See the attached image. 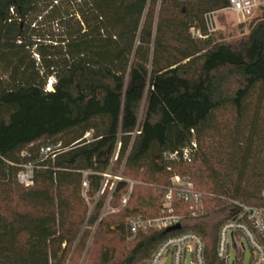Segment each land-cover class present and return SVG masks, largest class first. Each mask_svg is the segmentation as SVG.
Instances as JSON below:
<instances>
[{"label": "trees", "instance_id": "16d2710c", "mask_svg": "<svg viewBox=\"0 0 264 264\" xmlns=\"http://www.w3.org/2000/svg\"><path fill=\"white\" fill-rule=\"evenodd\" d=\"M230 6L0 0V264H140L185 231L224 264L231 200L264 207V16L216 42L206 15ZM106 174L123 179L110 190ZM175 175L202 193L198 215L175 195L181 231L132 233V217L161 215Z\"/></svg>", "mask_w": 264, "mask_h": 264}, {"label": "built area", "instance_id": "2783aa9c", "mask_svg": "<svg viewBox=\"0 0 264 264\" xmlns=\"http://www.w3.org/2000/svg\"><path fill=\"white\" fill-rule=\"evenodd\" d=\"M230 8L244 16L252 15L254 9L258 6L256 0H230ZM215 12L206 15L208 32L210 34L216 31L214 23ZM197 145L193 142L191 148L182 151V158L189 160L192 150ZM120 143L117 144L115 158ZM60 143L45 144L41 147L43 155H55L61 151ZM178 152L170 155L171 158H177ZM32 165H25L24 170L18 174L20 182L30 185L33 178ZM118 180L123 178L119 175ZM133 184V182H132ZM83 187H88L86 179L83 181ZM190 202L192 204V214L197 216L202 208V193L197 191L194 184L186 177L175 175L172 178V187L166 195V201L162 205L161 215L144 218L132 217L130 219V229L132 233L138 231L159 230L166 231L168 228L181 225V216L176 212L173 198ZM129 194L123 197L122 206L127 203ZM238 207L236 215L225 221L218 230L217 236V256L224 264H244L246 243L251 250V257L247 264H264V207L248 205L238 201H232ZM182 229L168 233L179 232ZM235 243V248L233 247ZM233 249L236 255L231 258L230 250ZM205 243L200 235L195 232L185 231L172 234L166 237L159 244L152 256L140 264H187V256H192L191 264H206Z\"/></svg>", "mask_w": 264, "mask_h": 264}, {"label": "rangeland", "instance_id": "374dc122", "mask_svg": "<svg viewBox=\"0 0 264 264\" xmlns=\"http://www.w3.org/2000/svg\"><path fill=\"white\" fill-rule=\"evenodd\" d=\"M258 6L254 9L252 15L244 16L241 13H237L231 8L224 9L218 11L215 14L214 23L216 26V31L212 33L216 42H235L239 40L243 34L249 32V26L255 20H260L264 16V0H256ZM160 161V159H157ZM115 177V178H114ZM119 175L114 176L112 174H106L105 184L109 185V189L111 190L115 186V180ZM231 258L236 255V252L231 249L230 250ZM251 257V250L246 243V251L244 256V264L249 262ZM192 256L189 253L187 256V264H191ZM164 264H169L166 262Z\"/></svg>", "mask_w": 264, "mask_h": 264}, {"label": "water", "instance_id": "95a60500", "mask_svg": "<svg viewBox=\"0 0 264 264\" xmlns=\"http://www.w3.org/2000/svg\"><path fill=\"white\" fill-rule=\"evenodd\" d=\"M180 228H181V225L178 224V225H175V226H172V227L168 228L166 230V232H172V231H175V230H179ZM233 247L235 248V243H233Z\"/></svg>", "mask_w": 264, "mask_h": 264}]
</instances>
